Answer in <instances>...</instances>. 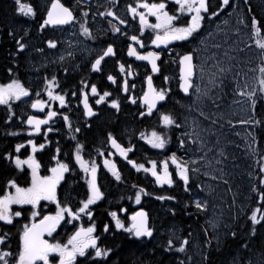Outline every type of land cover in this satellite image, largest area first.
Returning <instances> with one entry per match:
<instances>
[{
  "label": "flooded vegetation",
  "instance_id": "obj_1",
  "mask_svg": "<svg viewBox=\"0 0 264 264\" xmlns=\"http://www.w3.org/2000/svg\"><path fill=\"white\" fill-rule=\"evenodd\" d=\"M242 1L229 0V4L220 8L222 0H206L208 12L202 13L205 18L201 28L197 33H194L193 37H189L187 40L169 41L167 44L160 45L151 43L157 31L146 27L141 32L139 17L127 11V6L135 7L137 0H59V3L72 11L74 19L67 24L45 25L43 28L40 25L46 18L52 0H20L21 5L32 7L34 15L18 12L16 0L6 2V6H8L6 10L0 9V50H3L5 55L11 58V67L5 68L4 79L0 80V84L17 79L24 83L29 90L27 97H22L20 100L13 101L11 105L5 106L7 108L10 106L13 110L12 147L11 152L5 154L6 157L14 159L15 156H20L27 159L30 155L33 156L40 163L38 170L40 176L50 175L49 169L56 165L52 164L55 161L52 159V154L60 162L67 164L69 171L64 173V179L57 185V201L62 205L67 204L73 211L81 206L82 200L87 199V180L90 178L93 163L96 165V183L103 193L102 197L94 204L89 205L86 210L91 211V216L79 213L80 218L73 219L71 224L65 222L68 219L65 216V220L60 222L52 236L45 234V239L50 242L66 243L68 236L75 231L76 227L86 228L89 225L94 226L93 235L98 238L97 244L101 248H106L107 241L112 242L117 237L125 242L130 238L139 239L124 229L116 228V219H119L127 228L132 223L130 219L132 214L127 212L120 201L114 199L111 205L105 199V194L113 190V187L114 191L115 189L121 191L123 187L129 188L128 177L131 171L141 175L148 174L147 171L138 169L128 162L135 158L141 160V162L133 161L136 165L144 164L147 168L151 165V161H155L158 172H162L161 161L167 160L171 178L176 176L173 167L175 165L172 164L169 157L175 153L180 162L185 157V150L181 152L178 147L179 138L185 132L184 123L179 114L194 91L193 88H190L188 95H183L179 90V57L187 52L193 53V63L196 66L193 82L197 84V44L209 26L207 23L223 18L229 20L235 14L234 7L236 8L235 12L240 9L243 11ZM141 2L151 4L159 3L161 0H141ZM163 2L169 14L175 13L178 7L175 0H163ZM217 9H219L217 15L210 17L209 15ZM108 10L114 12L115 16H108ZM138 11L145 10L138 8ZM101 13L104 15H100ZM145 14L148 23H156L154 16L147 12ZM176 14L179 17V25L186 24L190 18L188 13ZM116 17L125 20L126 23L120 24ZM81 24L89 29V36L83 34ZM113 26L118 27L120 31L113 33ZM10 32L11 35H9ZM160 34H163L162 31ZM133 35L138 37V40L143 43V47L130 40ZM17 40H21L26 45L24 50H18ZM48 41H55L56 46L49 47ZM108 44H112L115 55L105 57L99 71L92 70L91 63L97 55L102 54V50L106 49ZM130 44L140 54L149 51L159 52V58L156 60L158 71L152 72V66L148 61L139 60L134 55L129 56L128 46ZM0 61L2 62V60ZM121 64L124 65L123 72L120 70ZM129 73L131 74L129 75ZM108 75L114 77L115 83L107 79ZM53 76L56 77V81L54 86L50 87L45 81L46 79L51 80ZM148 76L152 77L153 86L157 90H167L165 101H158L157 107L151 115L147 114V105L141 101L147 88L146 77ZM165 77H168L167 81H165ZM125 81H127L128 91L122 89ZM93 84L97 87L96 94L91 92ZM49 90L53 94L64 95L65 105H58L56 100L47 98ZM82 91L86 94L88 105L93 112L90 117L85 115ZM104 92H108L110 96L97 105L95 101ZM37 99L45 102L43 108L31 107L33 101ZM112 99L118 101L117 108L111 106ZM3 106L4 104H0V109ZM49 110L56 112L57 115L49 119L46 124H42L39 131H33V126L26 123L30 115L38 119L46 118ZM142 111L145 112L144 116L140 115ZM161 115H170L175 123L164 125ZM64 116L68 117V122H65ZM176 124L181 127L177 128ZM77 129L79 131H76ZM151 131H156L158 135L168 141L163 149L157 150L150 147L146 136ZM109 133L122 148L130 149L125 156H121L115 151L108 140ZM52 136H59L57 143L52 142ZM29 140L33 143L29 144ZM17 144L22 145L25 150L21 147L17 151ZM33 144L38 148L35 151H33ZM40 144H44V148H39ZM77 144L81 145L79 155L87 162L88 173L75 166ZM12 159L10 161L14 167L15 175L4 181L0 187V195L4 194L8 179L14 178L21 187H28L31 183V170L27 164L18 169ZM105 161H108L107 166ZM112 165L120 175L119 180L113 175ZM150 175H152L151 172ZM7 190L12 191L13 189L8 188ZM123 190L124 193L127 192L126 189ZM126 196L124 194V197ZM139 206L141 204L136 206V210ZM10 210L13 213L20 211L22 214L20 217H13L11 224L0 221V236L7 233L5 241L0 243V252L12 253L7 259L9 264H14V257L19 249V234L23 230V225L31 224L35 219L42 218L43 215L54 214L56 202L41 200L35 208L38 213L35 218L31 217L33 211L31 205H11ZM110 213H115L116 217L114 218ZM105 225H108L107 231ZM140 238L146 240L147 236ZM93 252L94 250L89 248L86 256L93 257ZM119 252L122 250H111L107 257H93L88 260L84 257H77V259L79 264H98L99 261L108 259L109 255L115 253L116 256ZM58 258V254H50L51 264H56Z\"/></svg>",
  "mask_w": 264,
  "mask_h": 264
},
{
  "label": "snow or ice",
  "instance_id": "obj_2",
  "mask_svg": "<svg viewBox=\"0 0 264 264\" xmlns=\"http://www.w3.org/2000/svg\"><path fill=\"white\" fill-rule=\"evenodd\" d=\"M16 3L18 5L17 11L18 12H24L25 15H34L33 9L31 6L27 5H21L20 0H16ZM175 4L178 5L176 8L175 13L169 14L168 11H166V5L161 0L159 3H147V2H141V0H137V4L135 7L132 5L127 6V11L129 13L135 14L139 17L140 21V31L143 32L144 29L151 28L153 30L157 31V34L154 39H152L151 43L153 45H160V44H167L169 41L174 40H187L189 37H193L194 33H197V31L201 28L202 21L204 20V16L202 13L208 12V7L206 5V0H175ZM229 4V0H222L220 4V8H223L224 5ZM138 8H143L145 11H138ZM217 11H214L210 14L211 16H216ZM147 12L149 15H152L156 19L155 24L148 23L147 15L145 14ZM176 13H188L190 14V18L187 20L186 24L179 25V17ZM100 15H104V13H101ZM108 16H115V13L111 10L107 11ZM209 17V18H210ZM119 19L120 24H125L126 21L123 19H120L119 17H116ZM74 19L72 11L65 7L63 4L59 3V0H52L50 7L47 11V16L43 22V24L40 25L41 28H43L45 25H57V24H67L70 21ZM175 22V23H174ZM111 23V22H110ZM81 30L85 36H89L90 32L87 27L84 26V24L80 25ZM251 27L253 29V32L256 34H259L261 32V28L258 27V21L253 16L251 19ZM113 33L119 32L120 29L116 26L112 27ZM162 31V35L160 32ZM12 33L10 32L9 35ZM131 41H134L138 44H140L141 47H143V43L138 40V37L133 35L130 37ZM18 50H24L26 45L21 42V40L16 41ZM257 46L264 50V38H260L256 40ZM49 47H55L56 42L55 41H48ZM110 55H115L114 49L112 44H108L106 49L102 50V54H99L96 56L95 60L91 63V69L94 71H99L101 62L104 60L105 57H108ZM128 55L129 56H136L139 60H146L148 61L152 66V72H157V64L156 60L159 58L160 53L159 52H152L149 51L145 54L137 53L136 50L132 47L130 44L128 46ZM63 59V57H61ZM194 56L192 52H187L184 55L179 57L180 62V89L185 93L188 94L190 91V88L194 89V93L196 95V100L193 101V104L197 103L198 101L202 100V97H210V92L213 88L219 89L220 92L223 91V80L217 79V74L213 73L209 80L208 84L205 86V89L202 91L199 84H194L193 77L195 75V64L193 63ZM120 70L124 71V65H120ZM11 71V69H9ZM67 71V69H65ZM226 70L224 68L219 69V73L223 74ZM205 69L203 66L200 68V78L203 79ZM260 76L257 78L256 83L259 85V87H251L249 88V85L247 83L244 84L243 88H240V86L237 84L236 89L238 91L234 90V95H240L243 97H246L245 103L248 105L249 109L252 111L253 116L255 114V108L257 105V93L260 94L259 98L264 99V65H262L259 68ZM131 73H129L130 75ZM239 75V73H237ZM107 79L109 81H112L115 83V79L112 75H108ZM165 81L168 80V77L164 78ZM56 81V77L53 76L51 80L46 79V83L51 87L54 86V82ZM147 82V88L144 91L143 96L141 97L142 103L147 105L146 111L147 114L151 115L153 109L157 107L158 101H165L167 90L166 89H160L157 90L152 83V77L148 76L146 77ZM134 87V85H133ZM122 89L124 91H128L127 81L124 82L122 85ZM91 92L93 94L97 93V87L95 84L91 86ZM29 95V90L21 84V82L17 79H12L7 84H0V104H9L10 100H20L21 97H27ZM47 95L49 98L53 100H58L60 105H65V96L60 94H53L52 91H48ZM75 95V93H73ZM81 96L83 97L84 102V108H85V115L86 116H92L93 112L91 108L88 105L86 94L81 92ZM110 94L108 92H104L102 95L99 96V99H97L95 102L96 104H100L102 101L105 100L106 97H109ZM131 99V97H130ZM220 99V94L218 93L215 96V100L212 101L213 106H218L216 104V101ZM44 101H41L39 99L33 101L31 104L32 108H43ZM111 106L114 108L118 107V101L116 99H112L110 101ZM135 103V101H133ZM234 103L239 104V101H234ZM191 108V105L189 106ZM57 113L54 111L49 110L47 112V117L44 119H38L35 116H28L26 123L33 126V131H39L40 126L42 124H46L49 119L56 116ZM141 116L145 115V112H140ZM201 116H205V113L201 110L200 112ZM206 119L209 117L205 116ZM65 122H68V117L64 116ZM161 120L164 125H172L175 123L174 119L170 115H161ZM239 124H252V125H259L261 121L257 119H253L252 116H250L247 120L241 119L236 121ZM212 123L215 124L216 121L212 120ZM229 125H232V121L230 120ZM196 128H199V124L196 123L194 125ZM177 128H180L181 125L176 124ZM76 131H79L77 129ZM203 131V130H201ZM251 135V133H249ZM186 136L189 140H192L193 143L200 145V147L203 146V141L200 138V132L196 131L193 132H186L181 134V138H179V144L178 147L180 149H184L186 145V141L183 138ZM152 137L154 139H149L148 143L151 144L154 148H161L163 149L165 145L168 143L166 139H163L160 135H158L156 132L152 133ZM109 142L120 151L121 156H125L126 152L130 149H124L119 145L115 138H113L112 134L109 133L108 135ZM255 141V137H253V142ZM29 144H32L33 142L31 140L28 141ZM22 147V145L17 144L16 149L17 151ZM36 145L33 144V151L36 150ZM200 147L196 148V151L200 150ZM39 148H44V144H40ZM77 148V154L75 155L76 162L80 165V167L83 169L84 172L88 173L89 168L87 166V162L82 159V157L79 155V149L81 148L80 144L76 145ZM59 151V149H57ZM223 155V152L220 153ZM171 159L172 164L176 166V174L183 180V182L186 185L185 190L187 191V185L189 182V172H197V168H189V165L196 164V160L192 159L191 156H189L187 159H183L181 162H178L176 154L172 153V155L169 157ZM9 159H12L9 157ZM53 159L56 160V165L49 169L50 175L40 176L38 174V170L40 169V163L35 160L33 156H29L25 160H21L18 156L12 159V162L15 164L16 168H21L22 165L27 164L28 168L31 169V183L28 187H21L16 183V180L14 178L8 179L6 181V189L4 191L3 195H0V221L5 222L6 224H11L13 221V217H20L21 212H11L10 206L11 205H31L33 208V211L31 212V217L35 218L38 216L37 211H35V208L37 204L41 200L45 201H53L56 202V212L54 214H47L43 215L40 219H35L34 222L31 224H24L23 230L19 234V249L18 253L14 257V264H51L50 262V254H58V260H56V264H79V261L77 257H84L86 260L92 259L93 257L99 258V257H107L111 249L107 248H101L97 244L98 238L93 235L94 233V226L89 225L88 227H76L75 231L68 236L66 243H61L59 241L56 242H50L49 240L45 239L44 236L47 234L48 236H52L53 232L56 231L57 226L60 225V222L62 220H65V216L68 217V219L65 221L68 224L72 223L73 219H79V213H85L88 216H91V211H86L89 207V205L94 204L97 200H99L103 193L100 191L95 178V172H96V165L93 163L91 165V173L90 178L87 180V186H88V194L87 199L82 200L80 202L81 206L77 208L75 211L71 207H69L67 204H61L59 201H57V185L60 183L61 180L64 179V173L69 171V166L65 163L60 162L55 156H53ZM203 159V157H201ZM264 160V157L261 158ZM130 164H133L134 167L138 169L144 168V165H136L133 161H128ZM152 164L151 169L144 168L145 171H151V174L156 177V182L158 184L162 183H168L171 185L172 180L170 179V173L168 172V163L167 160L161 162V168H162V175L158 174L156 171V162L151 161ZM105 165H108V161H105ZM113 175L116 177L117 180L120 179V175L118 171L115 170V166L112 165L111 168ZM260 172L264 173V163L260 165ZM260 184L264 185V175L260 178ZM199 187V185H197ZM8 188L13 189L12 191L7 190ZM253 191H257L256 187L253 186ZM142 191V190H141ZM140 192L136 193V201L137 203L140 201ZM260 199L264 200V192L259 193ZM158 199H165V197L161 196L158 197ZM195 208L199 211H203L206 209V202H201L199 200L193 201ZM260 211V209H254L252 211L251 216L249 219L251 220L252 224L255 225L259 223L260 221L257 220L256 215L257 212ZM111 216L114 218L116 217L115 213H110ZM132 223L125 228L124 224L119 220L116 219L115 226L117 229H124V231L131 233L137 238L145 237V236H152L153 229L151 227L147 226V214L143 209H141L138 212H135L130 217ZM261 219H264V212H261ZM207 223L212 227L216 228L217 222L214 219H209ZM105 230L107 231L108 225H105ZM231 235L235 237L236 233L233 231L231 232ZM250 235H255V230L253 229ZM7 236V233H5L4 236H0V243H3L5 241V238ZM179 239V237H177ZM218 239V238H217ZM219 242V241H218ZM188 243V239L184 238L180 240L179 245L175 247V250L178 252H184L185 245ZM206 243H211V241H206ZM174 247V241L173 239L169 238L167 241L166 248L168 250H171ZM243 247L247 248V243L243 245ZM91 248L94 250L93 257L86 256L87 250ZM12 253L8 251L0 252V262L2 264H9V261L7 257L11 256ZM207 257L205 256V259ZM189 259H191L189 257ZM179 264H184L183 261H179ZM238 264V262H237ZM246 264H252V261L249 260L246 262ZM260 264H264V258H261Z\"/></svg>",
  "mask_w": 264,
  "mask_h": 264
},
{
  "label": "rangeland",
  "instance_id": "obj_3",
  "mask_svg": "<svg viewBox=\"0 0 264 264\" xmlns=\"http://www.w3.org/2000/svg\"><path fill=\"white\" fill-rule=\"evenodd\" d=\"M235 9L234 7L235 14L229 20L223 18L207 23L209 26L206 24L208 27L197 44V84L200 85L203 91L210 76L216 73L218 82L221 79L223 80V91L220 92L219 89L213 88L210 92L211 99L202 97V100L195 104H193V101L196 100V95L193 91L183 111L179 114L184 123V133L199 131L200 138L203 141V146L200 147V145L193 143L192 140L184 136L186 145L184 149L180 150L181 152L185 150L183 159L191 156L192 159L196 160V164L189 165L190 169L193 167L198 169L195 173L189 172L192 206L195 207L193 201L196 200L206 202V209L198 211L203 217L205 225L207 224L209 228V237L216 240L225 237L226 232L230 230L237 216L247 207L251 189L255 185L257 168L254 169L256 164V148L253 142L254 125L236 122L241 119L247 120L250 116L253 119L255 117L245 103L246 97L234 95V90L238 91L236 89L237 84L240 88H243L245 83L249 85V88L259 87L256 80L260 76L259 68L264 65V53L260 51L256 44V40L261 37L253 32L247 13L244 12V5L243 11L240 9L235 12ZM262 37L264 38V34ZM201 66L205 69L203 79L200 78ZM220 68H224L226 71L220 74ZM21 84L26 88L24 83L21 82ZM218 93L220 99L216 101L218 106L214 107L212 101L215 100ZM258 95L260 94L257 93ZM47 98H49L48 95ZM13 101L16 100H10L9 104H4L0 112L3 109H8L5 106L11 105ZM56 101L59 105V101ZM234 101H239V104L234 103ZM201 110L205 113V116L209 117L208 119L200 115ZM212 120H215L216 123L213 124ZM230 120L232 121L231 126L228 123ZM196 123L199 124V128L194 126ZM153 132L156 131H151L146 136L147 142L149 139H154L152 137ZM53 137L58 138L59 136ZM149 145L153 149H161ZM197 147H200L199 151H196ZM22 149L25 150L24 147ZM221 152H223V155L220 154ZM18 157L25 160L23 157ZM178 162L180 161L178 160ZM52 164H56V160ZM75 166L82 169L76 160ZM152 167V164L148 168L144 165L146 169ZM173 167L176 173V166ZM147 172L150 174L151 171ZM168 172L170 173L169 170ZM157 173L162 175V172L157 171ZM175 175V177L181 179L177 174ZM261 176L258 178L259 185H261L259 182ZM152 178L157 185L168 184H158L156 177L152 176ZM170 179L172 180L171 176ZM259 198L260 196L257 194L256 201L259 202ZM131 204L137 206L141 204V201L137 203L135 197ZM257 208L258 206L254 207L253 210ZM260 216L261 210L257 212V220ZM210 218L217 222L218 226L215 229L207 223ZM175 234L178 235L179 230Z\"/></svg>",
  "mask_w": 264,
  "mask_h": 264
},
{
  "label": "trees",
  "instance_id": "obj_4",
  "mask_svg": "<svg viewBox=\"0 0 264 264\" xmlns=\"http://www.w3.org/2000/svg\"><path fill=\"white\" fill-rule=\"evenodd\" d=\"M9 1L0 0V9L6 10L8 8L6 2ZM242 2L246 9L254 7L247 14L248 20L251 22L253 16L257 19L258 27L261 28L258 35L263 38L264 0H243ZM260 51L264 53V50L260 49ZM5 54L3 50H0V58L2 56L0 80L4 79L5 68L11 67V58ZM259 96L254 117L261 123L253 127L256 148L254 169L257 167L254 186L257 191L251 189L247 207L237 216L225 237L218 240L209 237L207 224L205 225L199 211L192 206L190 187L187 185L188 190L186 191V185L182 179L174 176L171 185H157L150 174L141 175L131 171L128 177L129 188L123 187L121 191L116 189L114 191L113 187V190L107 192L106 200L112 202L115 199L130 205L136 193L140 192L141 206L149 213V227L153 229V234L150 237L147 236L146 240L130 238L125 242L117 237L112 242L107 241L106 248L121 249L122 252L117 253L116 256L115 253L111 254L108 259L99 261L98 264H179V261H183L184 264H237V262L246 264L249 260L252 264H260L261 258H264V219L260 216L258 219L260 222L255 225L249 219L254 207L258 206V209L264 212V200L259 198V202L256 201L257 194L264 192V185L258 184L259 176L264 175L260 172V165L264 163L261 159L264 157V99H260ZM12 111L9 107L0 112V187L7 178L15 175L14 167L5 155L11 152L12 147ZM51 140L55 142L53 138ZM137 160L141 162L140 159ZM123 189L127 192L124 193ZM124 194L127 196L124 197ZM161 196L165 199H158ZM134 208L131 204L130 210L133 211ZM253 229L255 235H250ZM178 230L180 236L175 234ZM233 231L236 233L235 237L231 235ZM169 238L174 241V247L171 250L166 248ZM184 238L188 239L185 245L186 250L176 251L175 247ZM206 241H211V243H206ZM245 243H247V248L243 247Z\"/></svg>",
  "mask_w": 264,
  "mask_h": 264
},
{
  "label": "bare ground",
  "instance_id": "obj_5",
  "mask_svg": "<svg viewBox=\"0 0 264 264\" xmlns=\"http://www.w3.org/2000/svg\"><path fill=\"white\" fill-rule=\"evenodd\" d=\"M254 8V7H253ZM253 8L251 9L250 7H248L247 9L245 8L244 9V12L245 13H249V11H251V10H253ZM52 139V138H51ZM53 139H54V141H55V143H57V141L58 140H56L54 137H53ZM152 156H154L153 154H152ZM137 159H140V158H135V159H133V161H138ZM138 162H140V161H138ZM130 173V172H129ZM29 176V175H28ZM19 181V180H18ZM107 194V193H106ZM106 194H105V199H106ZM108 202H110V201H108ZM111 203V202H110ZM120 204L123 206V207H125L126 209H127V212L129 213V214H133V213H135V212H137V210H139V209H145L144 207H142V206H139V207H137L138 209L136 210V206H134L135 208H134V210L133 211H131L130 210V207H129V203H126V202H120ZM111 205H112V203H111ZM146 210V209H145ZM147 211V210H146ZM147 214H148V216H149V213H148V211H147ZM149 218H150V216H149ZM149 225H150V219H149V223H148V227H149ZM209 230V229H208Z\"/></svg>",
  "mask_w": 264,
  "mask_h": 264
},
{
  "label": "water",
  "instance_id": "obj_6",
  "mask_svg": "<svg viewBox=\"0 0 264 264\" xmlns=\"http://www.w3.org/2000/svg\"><path fill=\"white\" fill-rule=\"evenodd\" d=\"M46 16H47V14H46ZM179 73H180V66H179ZM180 84V83H179ZM179 90L182 92V94L183 95H188V94H185L181 89H180V87H179ZM83 102V101H82ZM82 105H83V108H84V102L82 103ZM84 110H85V108H84ZM154 110V109H153ZM86 111V110H85ZM90 117V116H89ZM30 126H32V125H30ZM113 148L115 149V151L117 152V153H120V151H119V149H117V148H115L114 146H113ZM141 209H139V210H137V212L138 211H140ZM144 211H145V213L147 214V211L145 210V209H143ZM149 216H148V214H147V226H148V223H149Z\"/></svg>",
  "mask_w": 264,
  "mask_h": 264
}]
</instances>
